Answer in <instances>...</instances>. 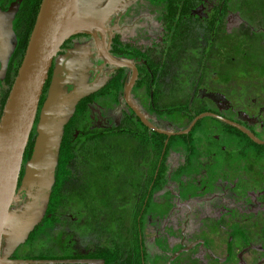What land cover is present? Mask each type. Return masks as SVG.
<instances>
[{"label":"flooded vegetation","instance_id":"flooded-vegetation-1","mask_svg":"<svg viewBox=\"0 0 264 264\" xmlns=\"http://www.w3.org/2000/svg\"><path fill=\"white\" fill-rule=\"evenodd\" d=\"M41 2L0 0V119L4 96L13 86L36 20L34 9ZM130 5L126 21L121 18L117 23L112 14L103 21L105 47L110 55L135 68L137 78L130 101L155 130L141 122L127 104L125 92L122 101L116 97L114 83L118 88L123 86L122 94L132 69L116 67L106 60L102 66L101 59L95 61L87 74H93L96 80L104 72L103 83L85 94L83 105L77 104L59 139L69 140L60 144L62 152L69 151L78 158L90 152L88 165L81 161L78 168L81 173L89 170V174L79 172L73 193L66 191V182H57L62 185L55 197L54 176L44 192L43 214L24 242L40 230L46 236L71 237L67 241L74 248L70 258L102 259L98 264H264V184H256L257 162L253 159L263 157L264 149L250 145L249 140H254L246 133L243 137L244 132L228 122L243 126L264 141V98L257 94L250 102L234 101L225 90L229 78L236 83L248 74L242 69L229 72L227 61L253 56L255 42L264 39L254 30H264V0H136ZM235 30L241 34L233 36ZM229 34L231 38L227 39ZM243 36L250 41L244 43L247 38ZM101 41L99 30L93 35L71 34L53 58L50 84L57 61L60 63L67 53L84 44H94L90 57H98L97 42ZM153 78L155 85L149 86ZM180 80L186 81L179 85ZM261 88L263 92L264 86ZM152 90L163 101L148 102L146 93ZM177 93H187L189 100L178 102ZM203 113L212 115L198 119L188 133H180ZM39 114L40 110L35 119ZM125 121L153 132L155 142L163 141V146L155 164L138 154L142 160L136 171L143 174V180L135 187L128 228L115 237L100 229L103 227L98 223L97 161L100 156H112L117 141L122 144L123 166L129 168L133 145L127 135L115 134L116 127ZM27 159L25 153L20 169L23 167V173L10 206L11 210L17 208L16 212L28 202L26 185L20 188ZM193 168L195 172L186 173ZM150 169L153 180L145 188ZM199 173H206L207 178L197 179ZM181 181L189 184H175ZM114 240L120 243L116 246L120 256L107 262V256L115 250ZM21 243L3 252L6 259L12 255L21 258Z\"/></svg>","mask_w":264,"mask_h":264},{"label":"water","instance_id":"water-1","mask_svg":"<svg viewBox=\"0 0 264 264\" xmlns=\"http://www.w3.org/2000/svg\"><path fill=\"white\" fill-rule=\"evenodd\" d=\"M120 2L121 0H42L41 2L17 76L0 119V264L4 261L6 263L22 264L76 262L98 264L103 262L102 259L96 258L6 259L1 257L3 252H5L3 249L7 247L8 242L4 237L7 223L9 228L12 227L10 222L27 215V213L31 212L33 209L34 213L36 212L39 214L40 218L43 214V207L46 201L44 192L54 180V168L57 162L59 139L62 134V128L55 146L53 161L51 162L52 167L48 172V176L45 175L44 170L40 167L41 163L38 159L39 156L35 154L38 151V144H40L39 128L42 127L43 123L47 120V118L41 114V110L46 102L45 100L40 108L37 127H35L37 135L33 151L24 164V175L20 186L21 188L23 183L26 185L27 190H25L27 192L28 202L19 212L11 210L10 206L16 190L23 154L32 131L44 84L48 79L54 56L71 34L81 32L93 35L94 30H99V32H101L102 41L101 43H97L99 45L100 55L103 59L116 67H130L132 69V76L125 91V100L127 104H129L145 126L155 130L144 116L132 106L130 101V92L137 78L135 68L132 64L110 55L105 47V34L102 24ZM58 67L59 62L57 61L55 63L56 71ZM208 115L212 114H201L193 121L189 128L180 133H188L198 119ZM228 122L248 134L255 142L264 144L263 140L256 137L243 126L230 121ZM41 144L43 145L44 142ZM2 243L4 247H2ZM12 249L13 248L9 251Z\"/></svg>","mask_w":264,"mask_h":264},{"label":"rangeland","instance_id":"rangeland-1","mask_svg":"<svg viewBox=\"0 0 264 264\" xmlns=\"http://www.w3.org/2000/svg\"><path fill=\"white\" fill-rule=\"evenodd\" d=\"M134 1L136 0H121L114 8L111 14L115 15L114 17L118 21L117 23H121V18L126 21L127 14L130 13L127 9L134 5H130ZM231 7L238 11V6L235 3H232ZM150 17L153 18V14H150ZM140 20L141 19H139V21ZM251 22L254 26L256 25L252 20H250V23ZM137 26L138 23L134 27L135 32L136 28H138ZM254 30L264 35V30ZM142 32H144V30ZM234 32L232 33L233 36L241 34L239 30H235ZM230 35L231 34H229L227 39L231 38ZM243 38L245 39L247 37L243 36ZM247 41L249 42L250 38L244 40V43H247ZM255 44L256 49L253 52V56L248 54L247 56L239 57L236 62L227 61L229 72L237 69H242V72H248L245 79L239 80L236 83L232 78L227 80L225 89L226 96L234 99V101L246 103L250 102L251 98L258 95L264 98V89L262 92L261 88L264 86V39H259ZM93 47L94 44H90L89 46H87V44L78 45V47L64 56L59 63L58 70L54 71L52 75L51 86L46 94V102L41 110V114L44 115L47 120L43 123L42 127L39 128L40 144H38V151L35 153L39 156L38 159L41 163L40 167L44 170L46 176H48V172L52 167L51 162L53 161L55 146L60 136L63 123L72 113L78 99L99 87L105 78L104 72L101 73L102 78H96V80L93 74H87V71L91 69H89V67H91L93 63L100 61V59L103 61L102 66L105 65L101 55L98 56L99 58L94 55L90 57L91 52H93ZM85 50H90V52L87 54ZM254 67H256V70H253ZM97 73L99 74V71H97L96 74ZM208 123H211L210 120H208ZM42 142H44L43 145L41 144ZM253 159L257 162L254 166V171H256L254 177L256 178L258 175V182L256 184H264V156H258V158L254 157ZM97 162V209L99 227H103L100 229L107 230L106 232L117 235L120 231L124 232V230L128 228V216L132 213L129 209H131L134 203L132 197L134 192H136L135 187H137V184H135V182L138 174L132 172L130 168L127 169L123 165H115L118 164V162L109 163L110 165L106 167L108 163L106 157H98ZM190 171L195 172L196 170L193 168L186 171V173ZM198 175L199 177L197 179L207 178L206 173H204V176L200 173ZM186 178L188 180V176ZM175 184L189 183L187 181H181L178 183L175 182ZM108 185L110 189H106ZM16 209L17 208H14V211ZM38 218L39 214L36 212L34 213L33 209L31 212L27 213V215L10 222L12 227L9 228L7 223L4 231V237L8 240L5 251L8 252L11 248H15L16 245L23 242L18 247L19 253L21 254L19 257L21 258L37 256L43 259H60L73 257L74 248L71 244H69L70 247L67 244V241L70 240L71 237H59L54 234H52V236H46L39 228L40 231L35 234L33 239L30 238L28 243L24 242L28 230L35 224ZM70 235L73 236V233L71 232Z\"/></svg>","mask_w":264,"mask_h":264},{"label":"trees","instance_id":"trees-1","mask_svg":"<svg viewBox=\"0 0 264 264\" xmlns=\"http://www.w3.org/2000/svg\"><path fill=\"white\" fill-rule=\"evenodd\" d=\"M38 8H39V5H37L36 8L34 9V16L37 15V12H38L37 9ZM163 62H165V61H163ZM185 81L186 80H180L179 81V85L184 84ZM148 85L149 86H154L155 85L154 78H153V82H152V80L149 81ZM49 86H50V80L48 79V80H46V82L44 84L43 93H42V95L40 97V100H39L37 112H38V110H40V108L42 107V105H43V103H44V101L46 99V94H47V91L49 89ZM122 87H123L122 85H119V88H118V85L116 83H114V86H113V89L115 88V91L118 93V95L116 96L117 99L120 98L121 101L124 98L123 94H124V92L126 90V85L124 87L123 93L121 94L122 89H123ZM152 89H153V87H152ZM10 90H9V93H10ZM8 94H5L4 100L2 102V109L3 110H4V107H5V104H6L7 100H8ZM86 96L87 95L83 96L82 98H80L76 102V104L74 106V109H73V112H74L75 108L77 107L78 103L81 102V104L83 105L84 99H85ZM146 96H147V101L148 102L154 103L156 101H163L162 97L159 99V94L156 93L155 90L147 92ZM174 96H175V94H174ZM177 97H178L177 98L178 102H187V100H189L187 93H177ZM181 108H186V107L178 106V109H181ZM150 111H152V110H150ZM153 111H156V110H153ZM2 114H3V111H2ZM72 114L70 115V117L68 118L66 123L69 121V119H71ZM124 117H125V115L123 116V118ZM37 120H38V118L36 117L34 122H37ZM141 129H143V130L141 131ZM141 129L138 128V125L132 124L131 121H130V123H127L126 121L125 122H121L115 129V134H118L119 137H121L123 134L127 135L129 137L130 144L133 145L132 149L134 150V154L131 153V155L129 156V168L131 170H133L132 172H135V173L138 174V177L136 179L135 184H139L143 180V174H140L138 171H136V169H137L136 165L140 161L139 159H141V158L142 159L145 158L146 160L150 159V161L153 162V164H155V162H156V160L158 158V154L160 152V149L163 146V141H160V144L155 142L156 136H155V134L153 132L149 131L148 129H146L144 127H142ZM63 133L64 132L62 130L61 137L63 136ZM125 133H127V134H125ZM35 136H36V130L34 129V130H32V132H31V134L29 136V139L27 141V144H26V147H25V151H24V154H23L25 156V153H27V157L28 158L32 154V150H33L34 143H35ZM242 136L245 137L246 136L245 133H243ZM63 142L68 143L69 140L61 138V140L59 142V147H60V144H63ZM248 143H250V145L258 148L259 150L264 149V145L263 144H258L256 142L252 141L251 139L249 140ZM167 144L170 145L169 142ZM121 146H122V144L118 143L116 141V143L114 145V148H113L114 151L112 152V156L106 158V159H108L107 160L108 163L106 164L107 167L109 166V163H112V162H118V164H115V165H118V166L119 165H123V158L124 157H123V152H122V147ZM130 149H131V146H130ZM138 154L140 155L141 158H139ZM84 155L82 153V156L78 158V156L77 155L75 156V154L71 155L69 153V151L62 152L60 150V148L58 149L57 160H56L57 162H56L55 168H54V176H55V182H56V184H55L56 186H55L54 192H53L54 197L58 195L57 192H58L59 188H61V185H62V184H58L57 182L61 183V181L62 182L63 181L66 182V188H65L66 191H70L71 193H73L74 184H76L75 182L77 181L78 174L81 173V171H79V169H78L79 166H80L79 165L80 162L82 161L84 165H88V163H89L90 152L87 151V154H84ZM115 172H117V171H115ZM22 173H23V167H22V171H20V174H19L20 178L22 176ZM81 174L82 175H88L89 174V170L87 171V169H85ZM153 174L154 173H153V171L151 169L147 172V174L145 176L146 177L145 178V181H146L145 188H147L148 184L150 183V181L153 180ZM16 193H17V191H16ZM114 236L116 237V235H114ZM119 244L120 243H118L116 240H114L113 245L115 247V250H116V246L119 245ZM3 246L4 245L2 243V247ZM115 250H112V252H111L112 254L109 253V255L107 256V259H106L107 262H110L112 259L115 260V258L120 256L118 248H117L116 251ZM4 255L5 254L3 253V257H1V258H6ZM17 258H18L17 256H13V255L10 256V259H17ZM8 259H9V257H8ZM119 259H121V258H119ZM1 264H4V263H1ZM7 264H16V263H7Z\"/></svg>","mask_w":264,"mask_h":264}]
</instances>
